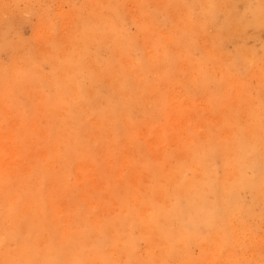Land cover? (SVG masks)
Listing matches in <instances>:
<instances>
[{"label":"bare ground","instance_id":"obj_1","mask_svg":"<svg viewBox=\"0 0 264 264\" xmlns=\"http://www.w3.org/2000/svg\"><path fill=\"white\" fill-rule=\"evenodd\" d=\"M129 1L136 2L138 16L127 12ZM228 1L152 0L151 10L152 5L145 6V0H106L94 6L83 0L74 9L78 21L72 31L22 53L18 45L12 48L9 63L0 64V114L7 116L4 118L9 125L5 131L0 126V264H207V249L215 255L214 262L208 264H219L221 257L230 259L231 264H244L234 251L243 243L247 246L245 233L264 219V102L258 100L250 109L245 124L242 121L232 126L222 119L231 106L230 89L237 95L244 91L242 78L229 75L237 74L236 66H244L247 77L257 75L264 88V41L261 54L242 45L230 56L219 46L220 37L235 23L264 31V0H247L245 17L236 22ZM221 9L225 20L220 27H213ZM41 11L37 36L39 27L54 29L45 24L49 20L47 10ZM162 14L163 19L159 18ZM128 16L137 27L135 34L125 30ZM103 50L108 52L105 58L100 55ZM44 63L50 68L48 72ZM182 83L193 93H187L186 110L177 109L174 120L185 126L190 117L185 113L193 108L191 102L196 104L199 92L206 96L203 100L208 106H214V122L221 123L218 136L206 133L205 141H201L196 139L198 131L193 134L186 127L188 132L181 134L183 147L178 143L176 150L183 158L165 172L160 166L172 163V157L164 154L159 141L147 140L145 148L154 155L160 152L167 162L144 158L150 165L151 185L145 193L140 192L142 180L138 175L126 194L130 200L119 204L117 215L103 216L82 198L83 202L74 198V208L70 211V204L64 213L58 207L61 202L47 199V203L43 195L25 196L24 190L36 184L33 177L40 175L36 186L44 182L43 169L32 166L25 155L26 142L32 139L31 113L27 112L33 110L35 114L39 105L48 112L47 118L59 121L57 131L68 130L64 137L53 134L52 126L46 128L47 144H53L60 156L72 153L79 145L77 131L83 129L82 115L112 123V135L129 130L136 133L138 122H134L133 114L152 119L155 113H166L168 101L175 96L171 91L162 93L161 87L169 89ZM15 90L28 96V109L19 106L20 98L10 97ZM84 93L91 94L86 98ZM236 105L237 109L247 108ZM166 119L170 122V117ZM166 119L152 133L162 130L166 138L165 133L173 128ZM33 125L39 127L37 122ZM39 130L42 134L44 129ZM137 150L141 152L139 147ZM49 162L52 166L54 160ZM106 162L101 164L103 179L122 177L119 163L135 166L126 157L109 159V170ZM83 164L77 162L75 166L82 168ZM67 188L69 195L72 189ZM86 189L85 184L82 191ZM245 195L250 199L245 200ZM157 246L161 247L157 258V254L145 259L140 255L142 249L151 252ZM195 246L205 251L200 262L191 254Z\"/></svg>","mask_w":264,"mask_h":264},{"label":"rangeland","instance_id":"obj_2","mask_svg":"<svg viewBox=\"0 0 264 264\" xmlns=\"http://www.w3.org/2000/svg\"><path fill=\"white\" fill-rule=\"evenodd\" d=\"M89 1L91 2V5L94 6L106 0ZM151 1L152 0H145V6L148 5V7H150L152 5L150 8L152 10L154 8V5L153 3H151ZM228 2L231 7L232 19L235 22L237 19H240L246 14V10L248 7L247 0H230ZM82 3L83 0H36L31 3H26L22 0L19 2H17V0H0V64L7 65L9 63L14 53L12 48L15 45L19 46V51L22 53L30 46L38 48V46H43L50 39L56 38L57 36H64L66 35L67 31H72V26H75L78 21L74 9L79 8ZM91 5L89 4V7H91ZM40 9H43L44 11H41ZM46 10L49 20H47V23L45 24L50 25L54 29L50 31V28L47 27L46 29L42 30L39 27L37 36L35 28L39 23L38 15H40V11L45 12ZM126 10L131 15L138 16V7L136 2H127ZM221 10L215 16L213 27H220V25L225 20V11ZM163 17V14L162 16H159V18L161 19H163ZM170 18L173 19V16L171 14ZM132 21V16H128L127 18H125L124 26L127 32H129L130 34H135V32H137V27ZM60 29H62V33H59L61 31ZM263 35L264 31L262 29L243 26L241 24L238 25L237 23H235L227 32H225L220 37V42L222 44L220 43L219 47L226 55L230 56L233 54L237 47L242 45L249 48H255L258 50V54H261L260 48L262 42L264 41ZM222 40L224 42H222ZM4 41H8V43H5ZM100 55L101 57L105 58L108 56V52L103 50L101 51ZM43 68L46 72L50 70L49 66L46 63H44ZM245 71L246 68L239 65L236 66V72L238 75L229 73L230 76L237 79L242 78L241 80L244 85H242V87L245 91L237 95L235 90L230 89L231 106L227 108L226 116L223 117L222 121L227 120L228 124L232 126L236 125L237 123L240 124V122L242 121V123L245 124L247 122V114L250 113V109L256 107L258 100L260 102H264V88L260 87L261 83L258 82L260 81L259 78L257 77V75L256 77H247L248 75H245ZM217 74L221 76L220 72H217ZM186 86V83L179 84L174 88L171 87L169 89L166 86H162V93L171 91L172 95L175 96V98L172 101H168L166 113H155L156 115L155 117L153 116L152 119H149V116L145 117L139 113L133 114L132 118L135 119L134 122H138L136 133H130L131 130H129L125 134L123 133L122 135L118 134V136H115L112 135L109 130L110 125H113L112 123L109 122V125L107 121L89 117L85 114L82 115L80 119L82 123L80 124V126H82L83 129L77 131V133H79V145L72 153L63 152V154L60 156H58V154H56L55 152V149H53V144H47L48 133L46 131V128L52 126L53 134L63 135L64 137H67L69 135L68 130L64 132L57 131V129L59 128V121L53 120L50 116L47 118L45 113L48 114V112L37 105L35 114L33 110L29 113H26L27 115L31 113V115H29L31 133L29 132V134L32 139L26 142L27 152L25 153V155L26 158L31 161L32 166L43 169V183L45 184L44 186L43 183L41 186H36L37 181L40 178V175L38 174L37 178L33 177L32 179L35 180L36 184H33L32 187L24 190L25 196L40 197L41 195H43L47 203V199H49L50 203L61 202L58 203V207L64 209V213H67L66 207L70 204H72L73 207L69 206V210L71 211V209L74 208V203H72V201L74 200V198H76L81 202H83V200H86V202L90 203L91 206H94L91 208V210L96 209L98 212H100V214L103 212V216L117 215L120 206L119 204L130 200V198L126 196V194L128 193L127 191L129 189H133L132 185L135 183V180L138 179V175L139 177H141L140 180H142L143 183H140V192L145 193V188L148 185H151L149 183L151 176L149 167L150 165L145 161L144 158L149 159V157H156L158 160H161L160 162L163 164L167 162V160L161 158L160 152L157 151L158 153L154 155L150 150L148 151V149L145 148L144 143L147 140L159 141L161 147H163L164 151H166L164 154L166 156L172 157V163H166L165 165L160 166L162 172H165L166 170H170L172 165H176L178 163L176 161H180L183 158V154L176 150L179 148L178 143H182L180 147H183L181 134L187 133V128L189 129V132H193V134L195 133V131H198L199 135L196 139L202 138L201 141H205L204 139H206L207 137L206 133H209L210 136H218V126L221 125V123L217 125V123L214 122V106L210 105L209 103V107L208 104L203 100L206 96L204 97L203 95V97H201V93L199 92H196L197 94L195 95L196 104L192 103L188 99V101H190L194 106L193 108H190L189 113H185V115H190V117L185 121V126L183 123L177 124V122L174 120L175 117L173 116L176 115L175 111L177 109H179L181 112L186 110L183 105L187 101V93H193V91ZM239 89L242 90V88ZM13 93L16 94H11L10 97L14 100L20 98L22 100V103H19V106L28 109L30 105L28 96L25 93H19L17 90H15V92ZM90 94L84 93L86 98H88ZM35 102L36 101L34 100L33 103ZM236 104H239L240 107L247 108L246 110L242 108L237 109ZM78 107L79 106L77 105L76 108ZM12 111L13 109H10V112ZM166 116L170 117V122L166 119ZM4 117L7 116H3L2 114H0V126H2V131H5L9 128L8 122ZM165 119L170 124V127H173L170 132L165 133L166 138L163 135L162 130H159L157 133H152L154 127L156 129H159V124L163 123ZM198 120L199 123L196 124L195 121ZM54 121H56L55 125ZM36 122L39 124L38 128H36V125H33ZM192 124H194L195 126H192ZM191 126L192 128L190 129ZM10 127H12V125ZM39 129H44V132L42 131L41 134L40 132H38ZM81 133H84L82 137L80 136ZM30 136H28V138ZM70 136L73 137L74 132H72ZM174 136L178 138L176 142H174V140H171V138ZM123 141H125V143ZM138 147L141 149V152L137 150ZM61 149L65 150L66 148L64 145H62ZM54 155L58 158H53ZM117 157H126V160H132L135 162V166L129 167L124 166L123 163H119V169L121 171L122 177H104L103 179V168L101 164L107 160L106 163L109 170V159L114 160V158ZM50 159L54 160L52 166L49 162ZM77 162H80V164L84 163V167H76L75 165L77 164ZM151 164L153 165L154 162H151ZM90 172L93 174V176L89 177ZM32 173L33 171H31L29 175L31 176ZM84 173L87 176V182L84 180ZM149 174L150 176L148 177ZM85 184L87 189L83 192L82 188ZM67 187H69L70 190L72 189L71 194H74V197H71V194H66L70 193ZM103 196L109 197V199H105V197L102 198ZM249 199L250 196L245 195V200ZM102 201L104 203H102ZM88 203H84V206H87ZM53 214L63 215L57 214V212ZM253 228L254 230L252 232H246L244 235V241H247V246H244L243 243L240 247L235 249L234 252L236 255H238V257L242 258V262L244 264H250L251 262V264H264V219L262 222L254 224ZM11 247L13 246L11 245ZM160 248L161 247L157 246L151 252L147 251L146 249H142L140 255L145 259L150 257L153 258V255L157 254L154 255L155 258H157L160 254ZM191 252L192 257L196 259V262L202 261L201 256H203V254L205 253L203 248L195 246L192 247ZM207 252V264L214 262L215 255H210L209 252L211 253V251L209 249H207ZM218 263L231 264L230 259H225V257H221Z\"/></svg>","mask_w":264,"mask_h":264}]
</instances>
